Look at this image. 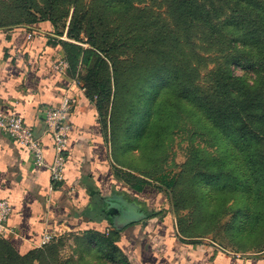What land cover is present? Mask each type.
I'll list each match as a JSON object with an SVG mask.
<instances>
[{
	"label": "rangeland",
	"instance_id": "1",
	"mask_svg": "<svg viewBox=\"0 0 264 264\" xmlns=\"http://www.w3.org/2000/svg\"><path fill=\"white\" fill-rule=\"evenodd\" d=\"M194 1L209 10V16L193 21L183 19L172 0H59L55 4L51 0H0V28L32 26L28 17L39 15V8L50 12L54 7L51 12L59 18L55 27L62 33L60 36L68 40L67 28L78 31L79 37L70 36L69 41L81 48L89 47L90 32L97 38L101 29L110 30V40L115 39L113 50L118 61L115 70L119 77L112 137L119 175L145 174L151 187L166 196L169 209L161 206L157 210L169 214L175 222L182 219L181 229L176 225L180 239L197 236L198 241L226 249L233 255H264V141L252 147L263 160V167L258 165L259 172L255 175L244 161L248 153H239L223 136L216 139L213 133L218 132L211 127L210 119L187 100H177L179 105H173L174 112L171 109L173 114L168 115L170 121L160 130L154 125L157 118L154 108L160 101L167 105L175 103L173 98L168 100L170 82L158 79L147 84L140 80V74L148 75L162 57L183 70L188 87L198 84L200 89H207L211 80L229 73L235 77L231 87L237 96L261 98L263 105L264 0ZM243 9L249 10L251 16ZM130 19L150 25L136 30ZM158 30L178 39L167 44V50L159 58L154 54L153 58L138 56L132 45L125 42L133 35L141 41L147 32ZM116 38L123 39V44L116 43ZM68 68L67 62V72ZM87 68L89 65L78 64L74 78L80 82L79 75H84ZM158 75L165 74L156 71L155 76ZM142 91L147 105L137 103L138 92ZM152 107L147 122L140 123L139 113L151 111ZM167 114L169 108L165 120ZM196 127L200 134L195 133ZM223 150L227 156L221 154ZM190 158L194 167L188 169L183 164ZM211 159L216 172L220 166L229 167V176L219 172L208 174L204 182L201 172H206L207 160ZM163 174L174 178L176 184L169 189L160 186L158 179ZM245 181L252 186L249 190L243 184ZM126 203L129 205L126 215H138L134 202H122Z\"/></svg>",
	"mask_w": 264,
	"mask_h": 264
},
{
	"label": "crops",
	"instance_id": "2",
	"mask_svg": "<svg viewBox=\"0 0 264 264\" xmlns=\"http://www.w3.org/2000/svg\"><path fill=\"white\" fill-rule=\"evenodd\" d=\"M49 30L48 23L0 28V109L19 114L27 124L39 128L44 108L57 105L63 94L75 99L69 115L63 180L54 189L48 168L53 159L50 134L43 132L39 137L44 164L34 165L28 149L0 131V199L11 205L8 224L15 234L6 239L16 252L38 248L45 231H56L53 242L58 249L47 264L96 263V255L82 248L87 246L86 233L109 234L117 219L122 228L115 244L126 264H264V255H233L193 237L180 239L176 222L162 211L145 218L146 212L157 207L169 209L166 196L150 185L137 191L119 175L110 122L102 118L76 77L56 68L66 58L58 41L62 37ZM114 194L134 202L138 215H126L127 203L122 204L120 217L100 213L95 203ZM93 244L88 243L89 247ZM31 264L41 263L36 259Z\"/></svg>",
	"mask_w": 264,
	"mask_h": 264
},
{
	"label": "trees",
	"instance_id": "3",
	"mask_svg": "<svg viewBox=\"0 0 264 264\" xmlns=\"http://www.w3.org/2000/svg\"><path fill=\"white\" fill-rule=\"evenodd\" d=\"M53 4L59 0H51ZM174 7L180 11V15L183 19L191 20L199 19L202 16H209V10H207L203 5L201 6L198 2L194 0H172ZM55 8L52 7L53 11ZM40 14L33 15L28 17L27 22L31 24L45 23L51 26V30L56 35H62L55 26H57L58 17L53 14L51 11L42 10L39 8ZM244 13L251 16L249 10L243 9ZM130 24L133 25L136 30L140 28H145V25H150L146 21H143L142 24L136 22L133 19L129 20ZM47 27V26H46ZM78 31H73V29L67 28L65 32L68 40L59 39L63 49L64 56L69 64L68 73L70 76H76L78 73V64L89 65L87 71L84 75L80 76L81 86L85 88L86 95L95 101V105L100 111L103 119H108L110 122V134L111 140L114 133V122L116 120L115 115L117 116L118 110V83L119 77L115 67L118 65V61L114 56V38L110 40V30L101 29L100 33L96 38L95 33L90 32L89 34V47L81 48L77 44L69 41L70 36L78 38ZM64 34V33H63ZM243 35V34H242ZM247 36V34H245ZM178 41L176 36L169 37L167 32L163 31H153L147 32L144 38L140 39L133 35L128 38L125 42L128 45H132L136 55L145 56L147 58H153L152 54L156 55L155 58L162 56L167 50V44H172V41ZM123 39H117L116 43L123 44ZM113 53V56H109V53ZM165 56V55H164ZM93 60V62H92ZM154 66L148 73L140 74V80L147 81V84H150L154 80H164L165 82H170V99H175V103L159 102L154 108V115L157 116L154 119V125L164 127L168 121V115L172 116L174 110L172 106L177 107L179 104L177 100H187L188 102L194 104L198 109H200L207 117L210 119L209 123L212 128H215L218 132L213 133V136L216 139H221L223 136L228 142H231L235 149L239 153L246 151L248 153L246 159L244 160L249 171L256 175L257 170L259 172L258 165L263 167V160L260 154L253 151V148L259 141H264V103L262 105L261 98H255L254 96H237L231 87V81L235 80V77L229 75H219L209 82L207 89H200L198 84L190 85L189 87L186 84H189L183 70L178 68L176 65L168 63L166 59L159 58ZM114 68V74L112 69ZM158 73L161 71L165 75L155 76L154 71ZM116 72V74H115ZM186 83V84H185ZM138 85V84H136ZM139 100L137 103L147 105L148 99L142 92H138ZM147 93V91H146ZM135 107L137 105L135 104ZM138 108V107H137ZM169 108V114L166 115V120L164 114ZM173 112H172V110ZM153 112V107L151 111H141L140 114V123L144 124L149 119L150 114ZM198 124V123H197ZM199 127V125H198ZM195 133L199 131V128H194ZM200 134V131L198 132ZM159 135V132H156ZM162 136H160V139ZM157 139V138H156ZM222 155L227 156V153L224 150L221 152ZM193 158V156L191 157ZM186 161L183 166L190 169L193 166L192 159ZM211 160H207L208 165L206 167V172H201L203 181L205 182L208 178V174L214 175L215 173H220L223 176L230 174V168H224L220 166L218 172L212 168ZM194 168H192L193 170ZM186 168H183V171ZM182 171V172H183ZM199 173V172H197ZM260 174V173H259ZM144 175V176H143ZM122 176L126 181H128L135 190H142L143 187L150 185L145 174L140 176L135 175L133 172L125 173ZM218 177V176H214ZM218 179V178H214ZM158 181L159 184L165 188H171L174 186L175 179L168 178L166 174L160 176ZM247 190L252 186L249 181L243 182ZM151 186V185H150ZM251 191V190H250ZM119 195L122 200L114 199L113 206L120 209L122 202L124 200L123 195ZM115 198V197H114ZM109 198L102 197L101 202L95 203V206L98 207L100 213L105 216L114 217L113 211L107 213L106 202ZM175 205V204H174ZM176 206V205H175ZM160 214L159 210L157 211H148L145 214V218L154 217ZM116 217V216H115ZM177 227L181 229L182 219L178 218L176 222ZM122 226H115L114 230L109 234L94 232L86 233V244L83 245V250L92 251L96 255V263L92 264H126V258L122 253L120 247L115 244V240L118 238L119 231ZM193 237V240H197V236H188L187 238ZM94 242L92 247H89L88 243ZM57 244L49 242L48 244L38 247L31 248L24 254H19L16 252L15 248L10 244L6 238L0 237V264H31L34 260L40 261L41 264H47L49 260L54 258L50 257L53 253L57 251ZM50 257V258H49ZM84 261V260H83ZM88 260H85V262ZM68 262V261H65ZM61 264V262L59 263Z\"/></svg>",
	"mask_w": 264,
	"mask_h": 264
},
{
	"label": "built area",
	"instance_id": "4",
	"mask_svg": "<svg viewBox=\"0 0 264 264\" xmlns=\"http://www.w3.org/2000/svg\"><path fill=\"white\" fill-rule=\"evenodd\" d=\"M56 68L64 73L67 69V61L61 59ZM75 82L80 83L79 80ZM75 102L74 97L63 94L60 102L54 106H48L43 110L44 131L52 138L53 159L49 164L50 187L56 188L63 180V172L66 164L67 133L69 127V115ZM0 131L26 147L30 153L34 165L44 164V155L39 138L34 135V128L24 121V118L14 112L0 109ZM11 213V205L7 199H0V237L6 238L14 235L15 230L8 224ZM57 235L56 231H45L40 239L38 247L51 242Z\"/></svg>",
	"mask_w": 264,
	"mask_h": 264
},
{
	"label": "water",
	"instance_id": "5",
	"mask_svg": "<svg viewBox=\"0 0 264 264\" xmlns=\"http://www.w3.org/2000/svg\"><path fill=\"white\" fill-rule=\"evenodd\" d=\"M44 127H45V123L43 121L42 125L39 128H34V135H35L36 138H39L42 135V133L44 131ZM114 199L122 200V198L119 195H116V194H114L113 196L109 197L108 201L106 202L107 213L113 211L114 216L120 217V216H122L121 213H120V209L112 206ZM113 224H115V226H120L119 223L117 222V219H115V222L113 221Z\"/></svg>",
	"mask_w": 264,
	"mask_h": 264
},
{
	"label": "flooded vegetation",
	"instance_id": "6",
	"mask_svg": "<svg viewBox=\"0 0 264 264\" xmlns=\"http://www.w3.org/2000/svg\"><path fill=\"white\" fill-rule=\"evenodd\" d=\"M112 206H113V205H112ZM122 209H124L123 206L120 207V213H123V212H122Z\"/></svg>",
	"mask_w": 264,
	"mask_h": 264
}]
</instances>
